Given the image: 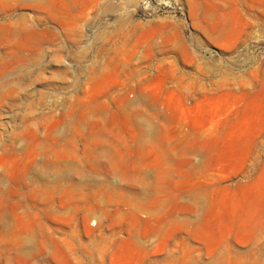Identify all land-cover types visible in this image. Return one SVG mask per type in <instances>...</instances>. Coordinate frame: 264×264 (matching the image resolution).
Listing matches in <instances>:
<instances>
[{
	"label": "rangeland",
	"instance_id": "374dc122",
	"mask_svg": "<svg viewBox=\"0 0 264 264\" xmlns=\"http://www.w3.org/2000/svg\"><path fill=\"white\" fill-rule=\"evenodd\" d=\"M0 264H264V0H0Z\"/></svg>",
	"mask_w": 264,
	"mask_h": 264
}]
</instances>
